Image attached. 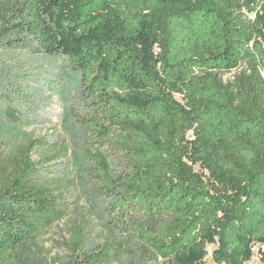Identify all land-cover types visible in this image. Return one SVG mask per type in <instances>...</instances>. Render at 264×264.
I'll return each mask as SVG.
<instances>
[{
  "label": "trees",
  "instance_id": "16d2710c",
  "mask_svg": "<svg viewBox=\"0 0 264 264\" xmlns=\"http://www.w3.org/2000/svg\"><path fill=\"white\" fill-rule=\"evenodd\" d=\"M0 36L80 75L82 152L115 218L104 245L78 232L53 264H205L210 247L246 264L264 246V0H0ZM35 147L0 161V264H30L66 216L63 187L36 181Z\"/></svg>",
  "mask_w": 264,
  "mask_h": 264
},
{
  "label": "rangeland",
  "instance_id": "374dc122",
  "mask_svg": "<svg viewBox=\"0 0 264 264\" xmlns=\"http://www.w3.org/2000/svg\"><path fill=\"white\" fill-rule=\"evenodd\" d=\"M9 38L0 36V161L13 156L21 145L36 143L32 161L36 181L50 187H63L66 216L45 230L25 251L30 264L66 262L72 254L71 243L82 233L87 249L102 246L115 228L109 203L97 196L90 167L83 156L85 133L80 118H90L84 88L66 56L34 54L11 48ZM239 71L222 76L228 83ZM180 99L179 96L176 97ZM205 264H216L211 258ZM257 246L253 259L260 264ZM109 264H164L142 254Z\"/></svg>",
  "mask_w": 264,
  "mask_h": 264
}]
</instances>
